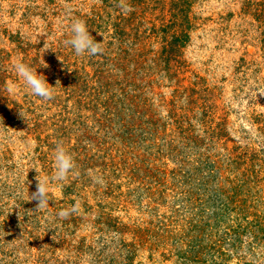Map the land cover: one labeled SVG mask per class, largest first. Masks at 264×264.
<instances>
[{"label":"rangeland","instance_id":"rangeland-1","mask_svg":"<svg viewBox=\"0 0 264 264\" xmlns=\"http://www.w3.org/2000/svg\"><path fill=\"white\" fill-rule=\"evenodd\" d=\"M126 2L0 0V264H264V0Z\"/></svg>","mask_w":264,"mask_h":264},{"label":"clouds","instance_id":"clouds-1","mask_svg":"<svg viewBox=\"0 0 264 264\" xmlns=\"http://www.w3.org/2000/svg\"><path fill=\"white\" fill-rule=\"evenodd\" d=\"M118 7L125 14L133 11L130 4L126 0H119ZM99 34V33H98ZM101 35V34H99ZM103 40L98 42L89 32L86 22L82 19H74L70 26V38L64 40L65 46H70L77 56L85 54L89 56L102 55L104 52ZM17 75L22 78L24 85L30 90L32 95L41 98L44 101H49L54 98L55 86L50 85L45 79V76L38 74L36 70L23 62H17L13 65ZM12 91V89H9ZM54 166L55 174L54 179L57 181H64L68 179L69 174L76 173V162L73 155L66 150L62 143L56 145L54 151ZM38 173V172H37ZM91 179L96 184H103L102 176L94 173H89ZM37 184L35 191L30 195V201H36V211L45 208L48 205L49 195V180L47 177L41 178L36 176ZM79 210V203L60 210L56 215L61 219H66L70 215Z\"/></svg>","mask_w":264,"mask_h":264}]
</instances>
